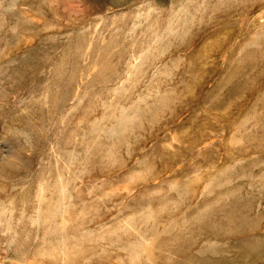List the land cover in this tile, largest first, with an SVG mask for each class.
I'll use <instances>...</instances> for the list:
<instances>
[{
	"label": "rangeland",
	"instance_id": "obj_1",
	"mask_svg": "<svg viewBox=\"0 0 264 264\" xmlns=\"http://www.w3.org/2000/svg\"><path fill=\"white\" fill-rule=\"evenodd\" d=\"M0 2V264H264V0Z\"/></svg>",
	"mask_w": 264,
	"mask_h": 264
},
{
	"label": "bare ground",
	"instance_id": "obj_2",
	"mask_svg": "<svg viewBox=\"0 0 264 264\" xmlns=\"http://www.w3.org/2000/svg\"><path fill=\"white\" fill-rule=\"evenodd\" d=\"M13 1V0H12ZM3 2V1H2ZM1 3V2H0ZM1 6V5H0ZM0 15H2V14H0ZM1 17V16H0ZM4 17V16H3ZM2 20H3V18H2ZM1 28V27H0ZM129 117V116H128ZM135 119V118H134ZM127 120V119H126ZM122 121V120H121ZM124 124V123H123ZM125 129V128H124ZM95 131V130H94ZM206 205V204H205ZM204 205V206H205ZM208 205H210V204H208ZM215 206H217V205H215ZM205 210H206V208H204ZM207 211V210H206ZM209 211V210H208ZM213 211V210H212ZM220 211V210H219ZM43 212V211H42ZM55 212V211H54ZM44 214V213H43ZM43 214H42V216H43ZM47 214V213H46ZM222 214V213H221ZM241 214V213H240ZM44 216H46L45 214H44ZM219 216V215H218ZM48 217V216H47ZM46 217V218H47ZM56 217V216H55ZM61 217H62V215H61ZM60 217V218H61ZM210 217H211V215H210ZM54 218V217H53ZM53 218H51V219H53ZM235 218V217H234ZM42 219V218H41ZM45 219V218H44ZM44 219L42 220V223L44 222ZM228 219V218H227ZM47 220V219H46ZM229 220V219H228ZM232 220V219H231ZM62 221V220H61ZM64 221V220H63ZM62 221V222H63ZM227 222V221H226ZM61 223V222H60ZM238 223V222H237ZM56 224V223H55ZM63 224V223H62ZM218 224V223H217ZM199 225V224H198ZM63 226V225H62ZM65 230V229H64ZM241 248V247H240ZM206 250V249H205ZM206 252V251H205ZM205 255V254H204Z\"/></svg>",
	"mask_w": 264,
	"mask_h": 264
}]
</instances>
